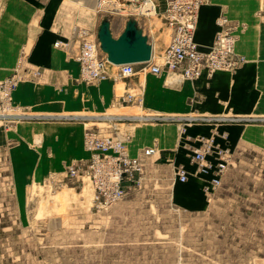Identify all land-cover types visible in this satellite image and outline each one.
<instances>
[{
	"label": "rangeland",
	"instance_id": "rangeland-1",
	"mask_svg": "<svg viewBox=\"0 0 264 264\" xmlns=\"http://www.w3.org/2000/svg\"><path fill=\"white\" fill-rule=\"evenodd\" d=\"M6 1L0 0L1 27ZM97 2L56 0L58 23L68 27L71 38L50 45L52 60L76 63L78 43L73 34L77 29L88 32L80 24L85 14L97 20L96 31L89 32L96 37L104 19L111 23L115 38L126 21L138 19L97 14ZM249 5L258 9L260 23L252 35L263 34L257 41L262 37L264 42V0H249ZM144 6L124 9L134 15L143 12ZM155 14L154 8L149 19H155ZM44 17L43 13V23ZM39 23L36 18L34 25ZM228 23L237 30L246 26ZM163 25L171 40L172 30L164 19ZM216 33L204 50L199 47L201 51L211 48ZM56 42L69 46L56 48ZM260 44L257 49L244 44L245 57L237 50L245 60H234L239 66L231 71L207 74L203 70L193 80L166 72L149 74L145 94L137 84L118 82L123 89L116 91L103 111L63 109L57 102L60 96L52 102L51 91L44 88L61 87L62 77L31 64L29 49L16 60L0 57V264H264V60H258L264 59V43ZM154 56L153 64H161V56ZM112 70L108 68V78L91 85L80 82L78 74V83L98 87L109 81L115 85ZM22 83L42 87L31 99L36 96L50 104L17 106L14 95ZM176 89L185 94L181 111L146 106L147 98L165 104L167 97L162 95ZM100 117L130 120L102 124L95 121ZM136 117L166 120L140 123L132 119ZM95 124H101L102 133L116 125L109 134L118 132L130 138V153L132 143L138 147L134 139L144 128L163 131L166 145L171 142L172 146L162 153L167 156L161 161L154 162L158 156L146 160L140 187L105 210L93 207V188L84 171L89 157L84 135ZM56 128L61 131L46 130ZM39 133L45 139L40 140ZM59 136L76 143L82 139L84 157L55 170L50 165L53 141L47 139ZM150 146L159 147L158 140H152ZM182 149L185 156L176 159ZM196 151L203 154L202 163L196 162ZM71 170L76 171L74 177ZM181 170L186 174L185 183L179 179Z\"/></svg>",
	"mask_w": 264,
	"mask_h": 264
},
{
	"label": "crops",
	"instance_id": "crops-1",
	"mask_svg": "<svg viewBox=\"0 0 264 264\" xmlns=\"http://www.w3.org/2000/svg\"><path fill=\"white\" fill-rule=\"evenodd\" d=\"M6 1V0H5ZM155 8V19H149L148 16H142L141 14H134L139 28L142 30L143 35L148 39L149 44L152 46L153 54L159 56L163 55L168 44L170 43V35L168 30L163 25V13L165 11V0H151ZM209 4L204 6L198 16L197 30L195 33V41L198 46L204 50V48L211 44L214 35L218 28L216 26V20L219 17H224L230 23L245 24L246 26L240 27L237 32V41L235 43V52L240 51L242 56L248 55V52H244L243 45H251L252 48L257 49V45H261L263 42L262 37H257L263 34H259L254 38L252 33L256 34V29L259 28L260 23L258 22L257 13L258 9L251 8L249 0H209ZM7 7L3 15V26L0 28V57L5 58L3 60H16L18 55L29 49V62L36 66H41L46 69V74L57 73L62 77L63 85L59 88L56 87H45V90L51 91V100L54 102L58 96V103L63 109H78L87 108L96 111H103L109 106L112 98L116 95L117 90L123 89L118 82H123L125 86L140 87L142 92L147 93L146 82L147 77L150 75L137 74L128 81H117V84L113 85L109 81L103 82L98 87H86L84 84L78 83L79 66L78 63H69L66 60H52L50 54V45L57 41H63L71 38V31L68 27L59 25L56 13V0H7ZM45 14L44 23L42 22V14ZM86 15V16H85ZM80 18V24L86 28L88 32H94L97 29V20L87 14ZM133 17V18H134ZM40 19L41 23L37 26L34 25V20ZM83 18V19H82ZM84 21V22H83ZM111 24V23H110ZM259 24V25H258ZM260 29V28H259ZM123 28L119 31V35L123 32ZM259 33V30L257 34ZM256 43V44H255ZM78 51V49H77ZM76 51V52H77ZM245 51H247L245 49ZM251 54L252 51L249 50ZM25 54V53H24ZM258 60H264L260 57ZM78 66V68H77ZM50 70V72L47 71ZM53 70V73H52ZM217 75V74H216ZM215 75V76H216ZM140 78H139V77ZM214 76V77H215ZM131 84V85H130ZM197 85V84H196ZM60 90V88H62ZM187 87V86H186ZM197 88H201L198 83ZM42 87H37L32 83H22L20 90L14 95L15 101L18 103L17 106L26 105H41L50 104L46 99L39 101L36 96L34 100L31 99V95L37 93ZM58 89V91L56 90ZM132 89V88H131ZM37 90V91H36ZM185 94L181 90L176 89L173 93H166L162 96L167 97L165 104H156L149 101L147 98L146 106L153 109L165 112H176L184 109L182 105L185 101ZM50 100V101H51ZM202 107V106H201ZM236 111V110H235ZM164 127V126H161ZM17 129L21 131L23 128L17 125ZM58 133L61 129H46ZM24 131V130H23ZM22 133V132H21ZM25 133V131H24ZM40 135V136H39ZM38 137L42 138L39 133ZM37 136H35L36 138ZM158 140V146L160 152V158L166 157L167 154H162L167 151L166 149L171 148L170 143H167V135L163 131L158 132V129H146L138 132L135 143L138 145L131 148V153L136 155L140 154L143 149L150 148L152 140ZM38 140V142H40ZM48 143L53 141L54 147L50 149L51 160L50 165L55 170L63 167L71 160H79L84 157L82 151V142L79 139L77 143L75 140H71L66 136H59L56 138L49 137ZM47 140L45 142H47ZM171 146V147H170ZM169 157L171 155H168ZM185 156L184 150H178L176 159H181ZM182 186V185H179ZM184 187V186H183ZM182 188V187H181ZM172 193L175 190H170Z\"/></svg>",
	"mask_w": 264,
	"mask_h": 264
},
{
	"label": "built area",
	"instance_id": "built-area-1",
	"mask_svg": "<svg viewBox=\"0 0 264 264\" xmlns=\"http://www.w3.org/2000/svg\"><path fill=\"white\" fill-rule=\"evenodd\" d=\"M147 1L149 0H98L96 12L97 14L133 16L126 13L124 8L137 6L135 9L137 10ZM208 2L209 0H167L163 19L172 30V37L161 56V64H153L155 63L153 54L149 63L111 65L99 49L95 35L82 29L75 30L73 38L78 43L75 61L79 66V81L91 85L106 79L109 77L108 68L114 69L112 71L116 80L125 81H129L137 74L160 76L163 72L178 75L183 80H193L199 77L203 70L211 74L215 71H231L237 68L239 62L234 60H245L244 57L235 53L237 32L240 28L237 30V26L229 25L226 18L220 17L217 20L218 31L208 51H201L195 41L198 12ZM68 46L69 43L56 42L55 44L56 48H67ZM203 61L206 62L205 65ZM132 119L140 123L166 120L156 117ZM128 120L130 119L121 117H100L95 121L103 124L105 122L121 123ZM99 126L101 124H95L92 130L86 131L84 135V149L89 155L84 171L93 188V207L97 210H105L123 200L132 190L140 187L146 160L153 158L156 154L158 157L154 162L161 161V158L157 147L147 148L138 156H132L127 147L130 138L118 132L109 134L116 125L111 126L112 129L107 133H102L98 129ZM195 160L197 163H202L203 154L196 151ZM70 175L74 177L76 171L71 170ZM179 179L181 183L187 180L183 170L180 171Z\"/></svg>",
	"mask_w": 264,
	"mask_h": 264
},
{
	"label": "water",
	"instance_id": "water-1",
	"mask_svg": "<svg viewBox=\"0 0 264 264\" xmlns=\"http://www.w3.org/2000/svg\"><path fill=\"white\" fill-rule=\"evenodd\" d=\"M97 40L107 61L115 66L144 64L151 60L152 46L134 19L126 21L117 38L112 34L110 22L104 19L98 28Z\"/></svg>",
	"mask_w": 264,
	"mask_h": 264
},
{
	"label": "bare ground",
	"instance_id": "bare-ground-1",
	"mask_svg": "<svg viewBox=\"0 0 264 264\" xmlns=\"http://www.w3.org/2000/svg\"><path fill=\"white\" fill-rule=\"evenodd\" d=\"M145 6V8H143V12H141L140 11V14H142V15H144L143 13H146V15L147 16H151V15H153L154 14V7H153V5H152V3L150 2V0L149 1H147L145 4H144ZM128 7V6H127ZM126 8V7H125ZM137 8V7H136ZM142 8V7H141ZM138 10H140V9H138ZM99 43V42H98ZM100 46V45H99ZM152 55H153V53H152ZM105 56V55H104ZM106 57V56H105ZM155 57V56H154ZM151 58H152V56H151ZM161 59V58H160ZM151 61V60H150ZM149 61V62H150ZM148 62V63H149ZM111 64V63H110ZM111 65H113V64H111ZM115 66V65H114ZM121 66V65H120ZM149 75V74H148ZM151 75V74H150ZM174 75V74H173ZM152 76H154V75H152ZM176 77H178V78H180V79H182L180 76H178V75H176ZM113 80L114 81H123V80H116V78H115V75H114V78H113ZM183 80V79H182ZM158 156V154H156V155H154L153 156V158L154 157H157ZM92 203H93V200H92Z\"/></svg>",
	"mask_w": 264,
	"mask_h": 264
}]
</instances>
